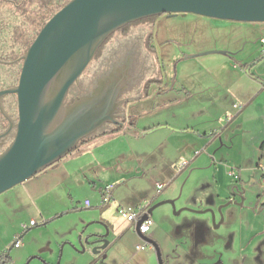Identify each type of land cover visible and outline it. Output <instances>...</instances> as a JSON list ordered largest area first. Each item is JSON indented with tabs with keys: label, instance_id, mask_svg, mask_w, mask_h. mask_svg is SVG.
Masks as SVG:
<instances>
[{
	"label": "rangeland",
	"instance_id": "obj_1",
	"mask_svg": "<svg viewBox=\"0 0 264 264\" xmlns=\"http://www.w3.org/2000/svg\"><path fill=\"white\" fill-rule=\"evenodd\" d=\"M34 8H29L32 20L41 14ZM11 10L21 23L26 21L19 9L12 6ZM145 25L149 30L155 25L157 36L155 54L150 57L145 49L149 60L143 62L144 72L149 74V63L157 57L160 61L155 60L154 64L168 83L162 94L168 95L170 90L203 92L205 106L200 109V99L158 105L154 111L130 115L135 122L133 131L141 135L150 123L169 121L175 126L191 124L201 133L206 131L207 136L194 132V139L181 140L189 148V160L179 161L168 183L155 173L145 200L138 196L141 183L131 180L125 185L116 184L115 193L120 192L121 198L115 194L110 204L102 205L103 190L115 186L111 182L115 178L109 180L112 174L136 167L135 161L122 163L117 158L110 164L106 181L85 177L77 183L68 180L67 185L36 201L33 191L37 176L47 172L45 177H56L52 168L74 169L75 151L3 193L0 255L15 242L19 244L11 251L8 264H158L155 250L136 232L138 223L128 222L119 211L124 208L148 212L166 201H174V207L164 204L155 208L150 217L154 226L146 236L158 244L164 264H264V59L252 65L250 75L241 71L246 63L264 54V23H237L187 14L159 17ZM141 28L143 25L138 23L126 26L129 32ZM28 29L26 33L19 32L20 36H33L34 40L35 28ZM120 33L116 31L111 39ZM212 52L230 55L208 54ZM98 67V61L92 62L78 82L90 78L89 86L93 87L103 73ZM88 88L86 84L84 89ZM240 94L251 98L247 103L241 102L236 98ZM218 97L219 108H212L210 101ZM164 133L160 130L147 137L150 147L156 146L154 158L161 166V154L175 153L168 142L158 146ZM129 136L122 135L125 139ZM231 172L234 177L229 175ZM158 185L164 189L159 191ZM87 201L92 203L91 209L84 208ZM183 209L186 211L175 215ZM205 210L214 212V216L191 212ZM196 222L205 227L207 242L190 251ZM107 229L111 246L103 257L94 255L93 246L86 245L85 240L92 235H105ZM138 246L147 247L138 251Z\"/></svg>",
	"mask_w": 264,
	"mask_h": 264
},
{
	"label": "water",
	"instance_id": "obj_2",
	"mask_svg": "<svg viewBox=\"0 0 264 264\" xmlns=\"http://www.w3.org/2000/svg\"><path fill=\"white\" fill-rule=\"evenodd\" d=\"M187 14L237 23H264V0H71L57 12L24 56L18 86L7 92L17 96L18 124L13 142L0 155V195L61 161L81 141L106 125L123 126L117 113L120 98L133 80L129 60L100 75L91 90L84 89L76 99L68 100L70 91L112 34L149 18ZM251 69L252 65L248 66L246 73ZM161 128L141 135L145 137ZM174 203L166 201L152 208L136 225L138 235L155 250L158 264H164L158 244L141 235L139 227L155 208L164 204L174 207ZM183 211L186 209L175 215ZM210 213L214 216V212ZM108 233L107 230L105 235L96 234L85 240L86 245L93 246L94 255L105 250L94 246L103 243ZM13 248L14 244L7 255Z\"/></svg>",
	"mask_w": 264,
	"mask_h": 264
},
{
	"label": "flooded vegetation",
	"instance_id": "obj_3",
	"mask_svg": "<svg viewBox=\"0 0 264 264\" xmlns=\"http://www.w3.org/2000/svg\"><path fill=\"white\" fill-rule=\"evenodd\" d=\"M13 3H15V1L0 0V137L5 135L4 137L0 138V155L13 142L16 135V126L18 124L17 96L8 94L7 92L18 86L23 67L24 56L38 36L41 29L47 23L46 22L43 26H41V24L43 23L41 21V15H43L42 13L38 14L39 16L34 20H32V17L31 21H28L25 18L26 21H23L21 23V18H17L13 15L11 7L16 4ZM16 5L14 7H16ZM34 6V9L37 10L38 6L36 4ZM39 10V13L43 11V9L40 7ZM158 18L159 17L154 20L146 19L136 22L138 23V25H143V28L139 29L138 31L129 32L126 29V26L120 29L121 33L119 34V37H116L112 40L111 35L107 39V41H105L104 44L100 47L96 56L92 60V62H99L98 69L103 71L101 75L109 73L114 66L125 65L126 60H129L131 62V76L133 80L129 85L130 89L127 92L123 93L122 97L120 98L121 105L119 106V110L117 113V120L118 122L123 124L122 128L126 129V131L129 128L133 129V126L130 124L134 122V118L133 116L129 115L128 106L135 100V98H148L153 89L159 92V94L165 93L166 91H164V89L168 85V83L165 82L163 75L160 73L159 68H156V65L154 64L155 60L157 63H159L160 61L157 59V57H154V61H152V63H149V67L147 68L151 72V75H149L150 72L149 74L144 72V70L146 71V63H144L143 66L144 60L146 62L149 60L148 56L146 55L145 49L150 57L153 56V53L155 54L156 47L154 46V39L157 36V34L156 36L154 34L155 25L152 26V28L149 30V28H147L145 24L150 21H155ZM28 26L34 27L35 33L38 31L37 36L34 40H32V42L29 41L30 38L27 35L25 37H21L19 33L28 32ZM32 37L33 36H31V38ZM257 59H255L252 63H248L247 66L255 64V61ZM136 61L137 63H135ZM89 66L87 67V69L89 68ZM85 82H77L74 85L69 94V101L70 99H76L77 96H79L78 94L82 93L86 84L89 87L87 90H91L92 87L89 86L90 80H87L86 84ZM139 82H141V84L139 87H137ZM170 92L172 91L170 90ZM178 92L181 91H177V93ZM112 127H114V125L108 124L94 136H98L99 134L110 130ZM127 133L130 132L127 131ZM200 212L210 213L211 211L205 210ZM196 224L197 230L196 232H193V242L190 251H194L200 245H205V243L207 242L205 236L206 234L204 232L205 227H201V224H199L198 222H196ZM109 234L110 232L108 233V237ZM108 237L104 239L103 243L94 246L95 248L105 247V250L102 251V253L99 255L100 257L106 255V253L108 252L107 249H109V247L111 246V243H109L108 241Z\"/></svg>",
	"mask_w": 264,
	"mask_h": 264
},
{
	"label": "crops",
	"instance_id": "obj_4",
	"mask_svg": "<svg viewBox=\"0 0 264 264\" xmlns=\"http://www.w3.org/2000/svg\"><path fill=\"white\" fill-rule=\"evenodd\" d=\"M227 55H229V53H227ZM227 55L223 56L227 57ZM246 65H248V63L244 65L241 71L246 72ZM204 96L205 94L203 92L192 93L182 91L178 93L177 91H172L169 92L168 95H162L153 89L148 98H135V100L128 106V111L129 115H133L134 117H136L137 114L140 115L146 111L156 110V107L161 104L167 106L169 104L175 103H189L198 99H200L201 101L200 109H203V107L205 106L203 98ZM236 98L241 102L247 103L251 97L250 95L245 96L243 94H240L237 95ZM218 99L219 97L210 101L213 103L212 108H215V106L219 108L221 99ZM130 125L134 126L133 128H135V122L131 123ZM170 126H172L173 129H170ZM156 128H161L156 131H165V133L161 135L163 141L159 139L160 144L158 146L162 147L163 143L168 142L167 145L175 150V153L167 152L161 154L162 157H159V162L163 164V166L158 164V161L154 158V156L156 155V146L153 145L152 147H150L151 142L147 140V137L152 135L156 131L146 135L145 138H143L140 135V132L138 133L134 130V132H132V134L129 133L130 136L125 139L122 137L123 134H126L124 132L126 131V129H124L121 133L98 137L76 150L72 156V158H74V169H71L70 171H56L55 168H52V171L57 172L55 174L56 177H45V175H47V172H43L40 176H37V185L34 187L33 191L35 194L34 199L36 201H40L48 197L56 189L67 185L68 180L77 183L79 179H83V177H85L91 181H96L98 179L106 181L110 177V170H108L111 169L110 164H114L116 162L115 159L119 158L117 159V161L120 160L122 163L128 160L129 162L135 161L136 167L132 170L129 169L128 171H122V173L112 174L109 180H111V178H115L113 181H111L113 184H115V189L116 184L118 183H122L125 185L131 180L139 181V183H141L140 186L142 190L139 192L138 196H141V199L145 200L149 194L147 186L154 184L153 182L151 183V178L155 173H158L159 177L163 179V182L168 183L173 179V176L176 172L174 168L178 165L179 161L185 159L186 163V161L189 160V154H187V150L189 148H187V146L183 144V141L181 140L187 138L194 139L196 137L194 135V132L202 134L203 136H207L206 131H203V133H201L200 130H197L195 126H192L191 124L175 126L172 125L169 121L150 123L143 129L142 132L154 130ZM172 144H176V146H173ZM196 162L197 160H195L193 164H195ZM159 168L161 172H158ZM151 173L152 176L150 175ZM115 189L112 193L113 196H115L116 194V197L121 198L120 192L115 193ZM85 203L84 208H92L91 202L89 208L85 206ZM128 203L133 204V206L135 205V203L132 202ZM140 211L141 218L148 213L145 211V209H141ZM151 231L152 229L148 234H150Z\"/></svg>",
	"mask_w": 264,
	"mask_h": 264
},
{
	"label": "trees",
	"instance_id": "obj_5",
	"mask_svg": "<svg viewBox=\"0 0 264 264\" xmlns=\"http://www.w3.org/2000/svg\"><path fill=\"white\" fill-rule=\"evenodd\" d=\"M12 1H15V3L17 4L16 5L15 3H13L16 5L15 8L19 9V11L22 13L21 15L29 21H31V15H32V12L29 11V8H31L35 4L38 6L37 10H39V7L42 8L43 11L41 13L43 15H41L42 16L41 21L43 23L41 24V26H43L48 20H50L57 12H59L71 0H12ZM156 18L157 17H153V18H149L148 20H154ZM36 34H38V31L36 32ZM29 41H32V38H30ZM263 57H264V54L261 55L255 61V63H257V64L260 63L264 59ZM246 67H248V66L246 65ZM88 80H91V79L89 78ZM122 127L123 126H117V127L114 126L110 130H107V131L99 134L98 136H91L89 138H86L80 142V144L78 145L76 150H78L82 146L88 144L89 142H91L92 140H94L98 137L121 133L124 130V128H122ZM124 132L127 133V131H124ZM130 134H132V132H130ZM16 245H17V242L14 243V248ZM8 252H9V249L0 255V264L11 263L12 259L10 257V254L7 255Z\"/></svg>",
	"mask_w": 264,
	"mask_h": 264
},
{
	"label": "built area",
	"instance_id": "obj_6",
	"mask_svg": "<svg viewBox=\"0 0 264 264\" xmlns=\"http://www.w3.org/2000/svg\"><path fill=\"white\" fill-rule=\"evenodd\" d=\"M264 42V41H263ZM128 132H134L133 129L129 128L127 130ZM264 172V170H263ZM230 176L234 177L235 174L233 172L229 173ZM159 191H162L164 189V186L158 185L157 186ZM115 187L114 186H108L103 190L102 196H103V206H107L113 201V191ZM85 206L87 208L90 207V202H86ZM120 214L127 219L128 222L130 223H138L141 219V211L140 210H135V209H130V210H125L124 208L120 209ZM154 226V223L151 218L147 219L145 222H143L140 227H139V233L143 236H147L148 233L150 232L151 228ZM146 246H138L137 250L138 251H144ZM16 248H19V244L17 243Z\"/></svg>",
	"mask_w": 264,
	"mask_h": 264
},
{
	"label": "bare ground",
	"instance_id": "obj_7",
	"mask_svg": "<svg viewBox=\"0 0 264 264\" xmlns=\"http://www.w3.org/2000/svg\"><path fill=\"white\" fill-rule=\"evenodd\" d=\"M107 41V40H106Z\"/></svg>",
	"mask_w": 264,
	"mask_h": 264
}]
</instances>
